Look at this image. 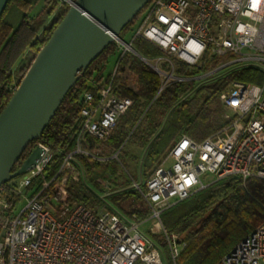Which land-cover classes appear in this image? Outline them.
<instances>
[{
	"label": "built area",
	"instance_id": "1",
	"mask_svg": "<svg viewBox=\"0 0 264 264\" xmlns=\"http://www.w3.org/2000/svg\"><path fill=\"white\" fill-rule=\"evenodd\" d=\"M138 16L130 38L116 42L121 56L137 52L160 74V91L188 79L176 75V60L197 65L206 57L221 59L212 70L191 77L197 80L196 88L241 67L264 72V0H150ZM136 37L151 41L164 55L144 56L133 45ZM117 69L118 63L113 75ZM92 86L96 91L84 93L76 147L61 152L39 140L31 150L40 145L42 156L19 180L0 187V264H166L163 246L143 229L145 223L163 235L178 264L185 243L180 233L165 229L161 216L166 210L233 177L264 180V82L233 80L219 94L224 119L219 129L200 141L182 135L151 176L135 182L149 208L145 217L129 215L109 201L108 195L119 191L108 180L98 181L105 190L98 211L73 202L67 185L84 178L80 157L90 162L117 157L84 145L85 134L107 140L134 102L115 93L113 80ZM58 154L60 166L48 177L47 167ZM216 264H264V222Z\"/></svg>",
	"mask_w": 264,
	"mask_h": 264
},
{
	"label": "trees",
	"instance_id": "2",
	"mask_svg": "<svg viewBox=\"0 0 264 264\" xmlns=\"http://www.w3.org/2000/svg\"><path fill=\"white\" fill-rule=\"evenodd\" d=\"M34 3L33 0H10L0 18V113L13 95V87L19 85L70 7L66 0H44V7L38 14L31 16L25 12L17 25L7 19L11 5L28 11ZM138 19L139 16L123 29L122 38H130ZM133 45L149 58L164 55L160 47L142 37H136ZM114 55L117 56L118 69L114 75L113 72L106 75L109 60ZM220 60L206 57L197 65L176 60V75L188 79L173 81L160 91V74L134 52L126 51L121 56L118 43L112 42L69 90L40 140L56 151L73 150L82 126L85 91H96L93 82L113 80L115 93L130 97L134 102L119 118L107 140H98L87 133L83 144L99 146L108 156L117 154V157L103 163H91L84 156L80 158L91 182L100 186L99 175L105 171L116 175V166L123 159L126 144L147 148L143 160V173L147 180L159 160L182 135L200 141L219 129L222 123L217 120V110L213 106L231 81L264 82L261 69L241 67L205 82L181 100L197 84V80L191 77L212 70ZM125 68L135 74L137 88L131 87L122 76ZM38 141L29 144L23 157ZM61 161V155H56L47 167L46 176L51 177ZM67 187L73 202L83 203L95 211L101 208L102 199L83 180L71 179ZM112 202L125 213L136 214L139 218L149 212L142 193L135 187L113 195ZM161 220L168 232H179L181 241L185 243L177 259L178 264H216L264 222V180L233 177L217 182L166 210ZM152 236L166 245L162 234L152 233ZM168 264L174 262L170 260Z\"/></svg>",
	"mask_w": 264,
	"mask_h": 264
},
{
	"label": "water",
	"instance_id": "3",
	"mask_svg": "<svg viewBox=\"0 0 264 264\" xmlns=\"http://www.w3.org/2000/svg\"><path fill=\"white\" fill-rule=\"evenodd\" d=\"M10 0H0V18ZM70 7L0 113V187L43 154L40 140L69 90L150 0H66ZM137 54V52H134ZM139 55V54H137ZM139 57L143 59L140 55Z\"/></svg>",
	"mask_w": 264,
	"mask_h": 264
},
{
	"label": "rangeland",
	"instance_id": "4",
	"mask_svg": "<svg viewBox=\"0 0 264 264\" xmlns=\"http://www.w3.org/2000/svg\"><path fill=\"white\" fill-rule=\"evenodd\" d=\"M42 4H43V0H38L33 5V8H31L28 11L22 10L15 5H11L9 7L8 12H7V19L11 20L14 24H16L17 20L20 19V18L15 19V15H17V13H20V14H18V17H21L25 12L31 16L36 15V14H38V12H40V10L42 8ZM116 57L117 56L114 55L110 58L107 70L105 72L106 75H108L109 73L114 71L116 64H117V58ZM154 60L156 61V59H154ZM121 74L126 79V81L128 82V84L131 87L137 88V80H136L135 74L131 73L130 70H128V68H125L124 70H122ZM203 82L204 81H199L198 84L201 85V83H203ZM193 89H197V88L194 87ZM188 96L189 95L186 94L185 96H183V98L181 100L185 99ZM213 108L215 110H217V115H216L217 120L222 123L224 120L223 116H222L223 109H222V106L220 105L219 101H218V103H216L213 106ZM124 149L125 150H124L123 159H122V161H119V164L116 166L117 167L116 175H110V173L105 171L104 174L98 176V181L108 180L110 183L115 185V189H117L119 192L128 190L132 187H135L134 186L135 182L142 183V182L146 181V179L144 177V173H143V160H144L147 148H140L138 146H135V145L128 143L125 145ZM91 163H95V162L92 161ZM20 178H21V176L19 175L18 177H15V179H13V180H19ZM83 181L85 182L86 185H88L90 188H92L99 196L104 194L105 190L102 189L100 186H96L95 184H93L91 182V180L89 179L88 175L86 174V171H85ZM106 192H108V191H106ZM108 197H109V201H110V199L112 201V196L108 195ZM150 227H152V223H145L143 225V229L145 231L149 232L151 235H152V233L153 234H160V233L153 232L152 230H150ZM154 239L157 240L156 238H154ZM157 241L161 244V242L159 240H157ZM161 245L163 246V250H164L165 262H166V264H168V262L170 260H172L170 257V254H169V250L166 247V245H163V244H161Z\"/></svg>",
	"mask_w": 264,
	"mask_h": 264
},
{
	"label": "crops",
	"instance_id": "5",
	"mask_svg": "<svg viewBox=\"0 0 264 264\" xmlns=\"http://www.w3.org/2000/svg\"><path fill=\"white\" fill-rule=\"evenodd\" d=\"M33 1H35V3H36L38 0H33ZM35 3H34V4H35ZM34 4H33V5H34ZM44 4H45V3H44V0H43L42 8L44 7ZM32 8H33V6H32ZM42 8H41V10H42ZM41 10H40V11H41ZM18 14H20V13H17V15H15V19H18V18L21 19L22 16H21V17H18ZM20 19L17 20V22H16L15 25H17V24L19 23ZM9 21L12 22L11 20H9ZM12 23H13V22H12Z\"/></svg>",
	"mask_w": 264,
	"mask_h": 264
},
{
	"label": "flooded vegetation",
	"instance_id": "6",
	"mask_svg": "<svg viewBox=\"0 0 264 264\" xmlns=\"http://www.w3.org/2000/svg\"><path fill=\"white\" fill-rule=\"evenodd\" d=\"M23 159H24V157L22 156L21 160L19 161V164H20V162H22V161H23Z\"/></svg>",
	"mask_w": 264,
	"mask_h": 264
}]
</instances>
